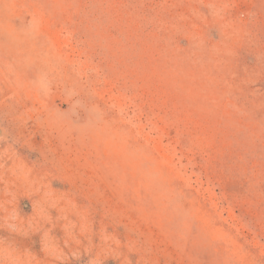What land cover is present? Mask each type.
Instances as JSON below:
<instances>
[{
  "label": "rangeland",
  "instance_id": "1",
  "mask_svg": "<svg viewBox=\"0 0 264 264\" xmlns=\"http://www.w3.org/2000/svg\"><path fill=\"white\" fill-rule=\"evenodd\" d=\"M0 264H264V0H0Z\"/></svg>",
  "mask_w": 264,
  "mask_h": 264
}]
</instances>
